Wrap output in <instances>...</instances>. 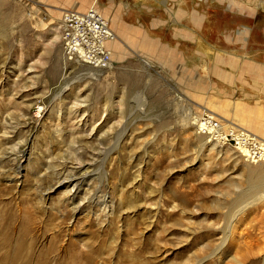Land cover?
<instances>
[{
	"label": "rangeland",
	"instance_id": "rangeland-1",
	"mask_svg": "<svg viewBox=\"0 0 264 264\" xmlns=\"http://www.w3.org/2000/svg\"><path fill=\"white\" fill-rule=\"evenodd\" d=\"M86 1L0 0L13 234L47 264H264V165L223 140L264 141V0ZM92 6L113 37L102 69L61 39L64 12Z\"/></svg>",
	"mask_w": 264,
	"mask_h": 264
},
{
	"label": "built area",
	"instance_id": "built-area-1",
	"mask_svg": "<svg viewBox=\"0 0 264 264\" xmlns=\"http://www.w3.org/2000/svg\"><path fill=\"white\" fill-rule=\"evenodd\" d=\"M99 14L94 7H89L84 12L75 10L64 12L61 39L65 59L82 62L98 69L110 65L111 51L107 47V42L113 37L105 19ZM228 133L224 141L231 142L243 158L264 165V141L242 130L234 129Z\"/></svg>",
	"mask_w": 264,
	"mask_h": 264
},
{
	"label": "bare ground",
	"instance_id": "bare-ground-1",
	"mask_svg": "<svg viewBox=\"0 0 264 264\" xmlns=\"http://www.w3.org/2000/svg\"><path fill=\"white\" fill-rule=\"evenodd\" d=\"M62 21H63V16L61 17L59 22L62 23ZM200 119H197V124H199V126L197 125L198 126L197 128H199V130L208 131L209 144H211L212 141L214 142L213 143L214 145L217 143L220 144L219 139L221 138L218 137L219 132H215L216 128H213V126H208L210 124H205L204 122H200L199 121ZM225 136L223 140L225 139ZM109 204L107 205V201H105L104 199L103 208L110 207V209H112V203ZM14 211L16 210H14V207L10 201L6 202L5 204L0 202V264H47L46 253L48 250H41L37 256L34 255L33 250L35 246V239L33 237L28 236L27 229L19 230L17 235L13 234L12 225H13L14 215H16L14 214ZM226 223L228 225L231 222L230 220H228ZM76 257L77 258L75 261L78 260L80 262L79 264H82V259H85L84 254L79 253Z\"/></svg>",
	"mask_w": 264,
	"mask_h": 264
},
{
	"label": "crops",
	"instance_id": "crops-1",
	"mask_svg": "<svg viewBox=\"0 0 264 264\" xmlns=\"http://www.w3.org/2000/svg\"><path fill=\"white\" fill-rule=\"evenodd\" d=\"M76 1L78 2V1H80V0H76ZM85 1H86V0H85ZM91 1H92V3H93V6H94V5H95V2H94L95 0H91ZM86 2H87V1H86ZM87 3H88V2H87ZM88 4H89V3H88ZM93 6H92V7H93ZM86 9H87V8H86ZM86 9H85V10H86ZM85 10H83V12H84ZM80 11H81V10H80ZM108 49H109V48H108ZM111 49H112V48H111ZM109 50H110V49H109ZM260 79H264V77H261ZM244 107H245V106H244ZM246 107H248V106H246ZM246 107H245V108H246Z\"/></svg>",
	"mask_w": 264,
	"mask_h": 264
}]
</instances>
